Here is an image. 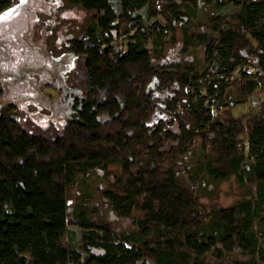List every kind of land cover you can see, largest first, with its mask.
I'll list each match as a JSON object with an SVG mask.
<instances>
[{
    "label": "trees",
    "instance_id": "1",
    "mask_svg": "<svg viewBox=\"0 0 264 264\" xmlns=\"http://www.w3.org/2000/svg\"><path fill=\"white\" fill-rule=\"evenodd\" d=\"M59 1L87 19L102 13L57 48L73 54L64 83L80 93L68 119L40 125L15 104L0 105V264H130L142 256L150 262L140 264H225L232 257L264 264V95L249 111L232 112L264 94V0H234L236 13L196 30L185 3L162 0L163 23L143 24L137 14L122 32L108 0ZM148 1L122 0L132 10ZM8 2L0 0V10ZM177 30L183 53L203 46L201 73L181 58L153 62L160 53L149 40L168 35L172 43ZM250 64L255 71L242 68ZM200 76H209L204 93L195 82ZM217 105L222 109L212 116ZM197 139L213 154L202 180L216 190L232 179L241 193L235 202L209 204L204 192L179 181L174 165ZM107 165L118 172L101 196L134 229L115 241L107 223L92 221L80 237L81 255L65 239L68 192L76 175L83 181Z\"/></svg>",
    "mask_w": 264,
    "mask_h": 264
},
{
    "label": "rangeland",
    "instance_id": "2",
    "mask_svg": "<svg viewBox=\"0 0 264 264\" xmlns=\"http://www.w3.org/2000/svg\"><path fill=\"white\" fill-rule=\"evenodd\" d=\"M175 1L185 3L184 7L191 15L192 30H196L199 24L209 22L217 15L230 17L240 8L234 0H226L222 7L206 4L201 0ZM108 3L116 18L112 24L118 25L119 32L125 29L129 18L137 14L141 16L143 24L154 20L163 23L157 12L158 7L163 3L162 0H149L135 10L123 7L122 0H108ZM101 13L102 11H92L87 19L82 10L63 6L59 0H9L7 5L0 10V105L15 104L24 114L40 125L50 122L62 124L68 119L73 114L72 105L80 93L64 83L66 72L74 63L73 54L61 52L57 48H60L71 33L81 35L86 21L91 18L96 20ZM37 23H39L38 29L35 28ZM52 29L55 30L53 35ZM148 31L153 32L154 30ZM117 39L124 43L127 41L126 36L122 34ZM154 39V47L159 51L160 57L153 59V62L166 65L170 61L181 58V65L193 68L196 73H201L205 63L203 46L183 53L181 50L183 40L179 30L172 43L168 35L159 37L156 34L153 40H149L148 46L153 45ZM243 67L247 70L252 68L249 69L251 72L256 70L252 64ZM237 74L238 72L234 71L232 75ZM208 78L209 76H200L195 81L199 83L202 93H204L202 87ZM155 94L163 97L166 92ZM263 95L262 92H258L252 102L236 104L232 112L240 115L249 111L251 107L257 105ZM220 99L219 102L222 104L223 99L221 97ZM214 107L217 110L222 109V106ZM160 115L166 116L165 113L158 111L156 116ZM212 157L213 154L209 149L203 147L197 139L194 147L178 156L174 167L183 185L189 187L194 193L204 192L203 201L220 206L229 205L241 196L232 179L220 182L216 190H213V185L202 180V177H206L205 164L211 161ZM115 172H118L117 166L107 165L103 171L99 170L90 176L86 175L83 181L78 174L69 189L65 239L81 255L84 253L80 248V237L86 226L92 225V221L107 223L109 235L115 241L120 240L122 234L134 229L131 218L116 215L101 196L104 189L113 188L110 177ZM82 211L85 221L81 220ZM136 214L140 215L138 212ZM97 231L105 234L104 229L97 228ZM124 245L128 247L131 243L126 240ZM233 259L234 257L229 261L225 260L224 263L236 264L233 263ZM147 262H150L149 259L142 256L141 259L130 264Z\"/></svg>",
    "mask_w": 264,
    "mask_h": 264
},
{
    "label": "built area",
    "instance_id": "3",
    "mask_svg": "<svg viewBox=\"0 0 264 264\" xmlns=\"http://www.w3.org/2000/svg\"><path fill=\"white\" fill-rule=\"evenodd\" d=\"M249 69H252V68H249ZM249 69L247 71H250ZM211 112H212V116H217L218 115V110L214 106L211 107Z\"/></svg>",
    "mask_w": 264,
    "mask_h": 264
}]
</instances>
